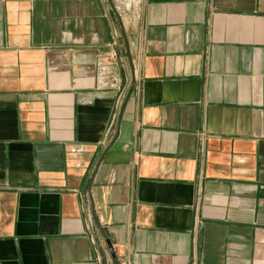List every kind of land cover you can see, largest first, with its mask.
<instances>
[{
  "label": "crops",
  "instance_id": "1",
  "mask_svg": "<svg viewBox=\"0 0 264 264\" xmlns=\"http://www.w3.org/2000/svg\"><path fill=\"white\" fill-rule=\"evenodd\" d=\"M0 264H264V0H0Z\"/></svg>",
  "mask_w": 264,
  "mask_h": 264
}]
</instances>
